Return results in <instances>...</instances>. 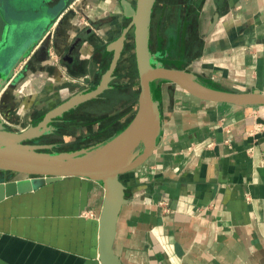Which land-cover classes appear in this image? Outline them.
<instances>
[{"label":"crops","instance_id":"obj_1","mask_svg":"<svg viewBox=\"0 0 264 264\" xmlns=\"http://www.w3.org/2000/svg\"><path fill=\"white\" fill-rule=\"evenodd\" d=\"M129 22L117 0H76L50 29L48 52L32 48L15 70L4 124L16 123L17 107L22 116L31 112L27 126L35 124L94 88ZM78 38L72 60L64 61ZM150 42L214 88L264 92V0H156ZM75 82L76 92L63 97ZM154 89L159 146L121 175L128 202L115 254L122 264H264V106L202 101L168 81ZM34 106L47 110L36 116ZM15 179L0 171V182ZM102 199L99 182L75 176L3 199L0 264H100Z\"/></svg>","mask_w":264,"mask_h":264},{"label":"water","instance_id":"obj_2","mask_svg":"<svg viewBox=\"0 0 264 264\" xmlns=\"http://www.w3.org/2000/svg\"><path fill=\"white\" fill-rule=\"evenodd\" d=\"M75 1L58 0L54 5L44 8L42 14L21 33L19 44L14 42L16 47H9L3 55L0 63V171L25 177L0 182V201L31 192L63 177H83L99 182L103 188V199L98 218V260L100 264H122L113 248L119 213L128 202L121 175L143 165L159 146L162 122L159 101L154 96V83L168 81L202 101L242 107L264 106V92L257 89L249 92L217 89L204 83L191 71L164 64L160 60V52H151L150 49V26L156 0H117L123 15L129 17L130 22L110 46L112 58L98 84L48 109L36 124L21 130H11L4 124V118L8 117L3 111V101L15 86V68L36 46H39V51L48 52L51 36L48 32ZM42 24L44 28L41 34L20 50L18 59L6 72V64ZM9 31L10 24L0 8V46L6 41ZM130 34L139 89L136 109L130 122L106 141L75 150H53L56 146L64 147L75 141L59 144L32 142L35 138L53 132L55 125L52 123L62 118L64 113L96 99L112 88L114 71Z\"/></svg>","mask_w":264,"mask_h":264},{"label":"rangeland","instance_id":"obj_3","mask_svg":"<svg viewBox=\"0 0 264 264\" xmlns=\"http://www.w3.org/2000/svg\"><path fill=\"white\" fill-rule=\"evenodd\" d=\"M0 8L3 12L5 19L10 24V31L7 34L6 41L4 44L0 46V63L2 62L3 55L5 51L9 47H16L15 43L19 44V40L21 39L20 36L22 35L25 28L31 24L37 16H40L43 12V8L39 5L38 0H0ZM57 11V9H55ZM45 25V23H44ZM44 25L42 24L27 41L23 43L22 47H20L19 51L15 54V56L6 64V72L12 67V65L18 59V55L20 54V50L24 49V46L30 44L34 38L39 36L43 31ZM131 35V34H130ZM24 36V35H23ZM22 36V38H23ZM19 38V39H18ZM17 39V41H15ZM19 46V45H18ZM22 63V62H21ZM19 63L15 70L18 69ZM121 65L117 70V73H120V77L113 79V84L116 83L120 86V90H124L123 92L116 93L113 92L109 99H106L102 102H91L88 106H83L80 110L75 111V113L66 117L67 123H69L68 129L61 128L55 129L53 132L42 135L38 138L31 140L32 142H36L39 144H59V143H68L73 142L72 144L65 145L64 147L54 148V151H69L75 150L82 147L93 146L98 142H101L104 136L99 138H94L96 133L104 130V129H114L121 126L124 121L128 120L129 116L135 111L136 109V98L138 93V76L136 72L135 66V59H134V49H133V39L132 36L126 42L124 55L121 59ZM116 81V82H115ZM118 82V83H117ZM73 86L74 89H78V83L75 82ZM115 85V84H114ZM116 85V86H117ZM164 86V85H163ZM118 88V87H117ZM74 91L67 92L63 94V97H66L70 94H73ZM128 91V92H127ZM134 94V96H129L127 93ZM49 106L53 104L50 102ZM38 104L37 106H39ZM44 105V104H43ZM37 106H34L37 108ZM38 109L36 114L40 115L44 113L47 109ZM118 112H121L117 114ZM132 112V113H131ZM24 113V112H23ZM14 116L17 118L16 123L12 124L9 127L11 130H21L22 128L26 127L29 123V115L31 112H28V115H20V110L17 109L14 111ZM125 116V120H119L115 122L120 117ZM55 124V123H54ZM53 124V125H54ZM68 127V126H66ZM76 129V133L74 134L72 131ZM76 147V148H75ZM13 177L15 178H23L25 177L22 174L13 173Z\"/></svg>","mask_w":264,"mask_h":264},{"label":"trees","instance_id":"obj_4","mask_svg":"<svg viewBox=\"0 0 264 264\" xmlns=\"http://www.w3.org/2000/svg\"><path fill=\"white\" fill-rule=\"evenodd\" d=\"M130 38H131V35H128L126 41H128V39H130ZM150 49H151V52H157V51L160 52V55H161L160 60H162L164 64H166L168 66H172L173 65L176 68L180 67V63L168 61V59L166 57V53H164V51L162 49H160V48L153 49V44L151 42H150ZM112 89H113L112 91L116 92V93L117 92L120 93V92L124 91V90L122 91L119 88L113 87V86H112ZM113 92H107L106 94L103 93L99 97H97L96 99H92L90 101H87V102L81 104L79 107H77V109H73V110H70L69 113H65V115L61 119H58L57 121H55L54 125H55L56 129L59 130V129H61L63 127L62 124L60 123L61 121H59V120H64V118L66 119L67 116H69L70 114L75 113V111H77L78 109L80 110V108H82L83 106H88L91 102H102L104 100L106 102V99L107 98L109 99V96H111L113 94ZM127 94L129 96H132V95L134 96V94L132 92H131V94H129V93H127ZM134 112L133 113L131 112L132 114L129 116L128 120H126V121H124L125 120L124 118L128 114H126V115L120 117L119 119H117L115 122H118L119 120H123L124 121V123L121 126H119L118 128L116 127L114 129H109V128L108 129H104V130L96 133L94 138H99L101 136H104V138H103V140L101 142L106 141L107 139H109L110 137H112L113 135H115L116 133L121 131L130 122V120L132 119V117L134 115ZM119 113H121V112H118L117 114H119ZM41 117H42V115L37 120H35L34 123L36 124L41 119ZM70 132H73L75 134L76 133V129H73ZM55 148L57 149V148H59V146H56ZM8 173H12L13 174V172H8Z\"/></svg>","mask_w":264,"mask_h":264},{"label":"flooded vegetation","instance_id":"obj_5","mask_svg":"<svg viewBox=\"0 0 264 264\" xmlns=\"http://www.w3.org/2000/svg\"><path fill=\"white\" fill-rule=\"evenodd\" d=\"M39 1V5L43 8V10H44V8H46V7H49L50 5H54V3H56L58 0H38ZM79 42V38L78 39H76L75 41H74V43H72V45L69 47V52H68V55H65L64 57H63V60L64 61H70V60H72V58H71V56H72V53L75 51V49L77 48V43ZM105 101V100H104ZM83 104V103H82ZM81 105V104H80ZM79 105V106H80ZM79 106H77V107H79ZM5 107V105H4V103H3V108ZM77 107L76 108H74V109H77ZM73 110V109H72ZM79 110V109H78ZM66 113H69V111L68 112H66ZM64 115H65V113H64ZM63 115V116H64ZM71 115V114H70ZM61 119V118H60ZM57 121V120H56ZM59 121H61L60 123L62 124V128H66V129H68V128H70L69 127V123H67V122H69V121H67V119H65L64 118V120H59ZM55 123V121L52 123V124H54ZM66 126H68V127H66Z\"/></svg>","mask_w":264,"mask_h":264},{"label":"built area","instance_id":"obj_6","mask_svg":"<svg viewBox=\"0 0 264 264\" xmlns=\"http://www.w3.org/2000/svg\"><path fill=\"white\" fill-rule=\"evenodd\" d=\"M48 34H50V31L48 32ZM162 205V203H160Z\"/></svg>","mask_w":264,"mask_h":264}]
</instances>
